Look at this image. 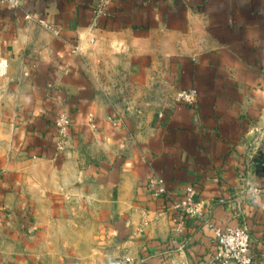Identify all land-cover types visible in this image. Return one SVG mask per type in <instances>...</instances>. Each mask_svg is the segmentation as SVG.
I'll list each match as a JSON object with an SVG mask.
<instances>
[{
	"label": "crops",
	"instance_id": "1",
	"mask_svg": "<svg viewBox=\"0 0 264 264\" xmlns=\"http://www.w3.org/2000/svg\"><path fill=\"white\" fill-rule=\"evenodd\" d=\"M99 4L0 3V105L14 115L0 252L7 238L3 255L24 264L41 231L83 205L136 261L208 259L214 227L243 225L264 264V0H111L96 16ZM188 89L196 102L177 103ZM63 113L72 126L59 151ZM154 176L164 199L148 186ZM190 185L202 216L179 233L172 209Z\"/></svg>",
	"mask_w": 264,
	"mask_h": 264
},
{
	"label": "rangeland",
	"instance_id": "2",
	"mask_svg": "<svg viewBox=\"0 0 264 264\" xmlns=\"http://www.w3.org/2000/svg\"><path fill=\"white\" fill-rule=\"evenodd\" d=\"M13 119V108L0 105V176L5 167ZM64 220L41 231L39 244L24 264H110L121 256L119 242L102 221L100 212L77 205ZM5 240L3 252L6 249L8 252L13 245ZM3 252H0V264H14L8 259V256L16 257L14 251L11 255ZM141 260L135 264H152L147 259Z\"/></svg>",
	"mask_w": 264,
	"mask_h": 264
},
{
	"label": "built area",
	"instance_id": "3",
	"mask_svg": "<svg viewBox=\"0 0 264 264\" xmlns=\"http://www.w3.org/2000/svg\"><path fill=\"white\" fill-rule=\"evenodd\" d=\"M111 0H100L99 6L95 9L96 16L106 14L107 6ZM0 3L9 5L13 9L23 6L24 0H0ZM26 21L33 22L36 18L31 13L26 14ZM43 28L50 31L53 35L59 36L60 31L56 27L42 23ZM7 61H0V76H5L7 73ZM197 100L196 89L181 90L177 93L176 102L179 104L193 105ZM93 121V116H91ZM55 126L58 130L59 137L57 141V150L62 151L69 130L72 126L71 117L63 113L56 122ZM259 167L264 170V160L259 163ZM148 186L152 190L153 195L157 198H166L167 189L165 181L154 176L148 181ZM253 193H258L259 189H252ZM175 213L182 215L183 220L179 223L177 231L181 233L182 226L185 220L193 219L202 216L201 209L197 202V189L194 185L186 188L185 196L182 200L174 203L173 209ZM216 252L208 259H203L198 262L183 261L181 264H256L255 254L252 249V238L249 229L246 226H232L227 228L214 227ZM135 257L131 252L113 259L110 264H135Z\"/></svg>",
	"mask_w": 264,
	"mask_h": 264
}]
</instances>
